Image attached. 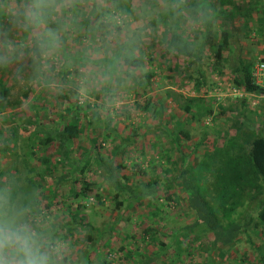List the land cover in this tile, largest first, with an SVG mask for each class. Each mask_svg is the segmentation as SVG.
Returning a JSON list of instances; mask_svg holds the SVG:
<instances>
[{
	"label": "rangeland",
	"instance_id": "obj_1",
	"mask_svg": "<svg viewBox=\"0 0 264 264\" xmlns=\"http://www.w3.org/2000/svg\"><path fill=\"white\" fill-rule=\"evenodd\" d=\"M205 1L210 22L193 34L194 53L209 36L214 39L200 61L183 56L181 60V55L168 51L165 21L159 24V38L149 33L135 53L140 58L138 69L123 61L121 74L110 83L85 90L82 74L98 69V64L86 63L87 58L108 62L101 54L103 32L95 14L100 0H69L78 11L69 7L71 14L63 19V43L51 53L43 78H37L27 46L0 67V186L22 191L34 201L50 230H58L55 236L66 245L70 264H81L92 234L96 241L101 237L95 251H89L88 264L103 260L145 264L152 257V264H257L254 246L264 245L262 229L241 234L229 246L214 245L213 234L195 226L197 217L179 181L184 156L190 165L200 166L205 153L236 136L239 122L246 120L238 121L240 113L244 111L253 122L264 120L263 98L237 90L232 74L235 60L253 65L264 60V0L262 7L256 6L258 0ZM19 3L0 0V56L8 55L5 38L20 43L25 36L2 15ZM105 3L110 6L111 0ZM87 17L88 26L82 24ZM152 27H157L155 21ZM224 32L230 35L229 54L218 67L215 50ZM200 71L206 85L197 92L194 79ZM194 97L204 100L198 120L181 107ZM159 103L164 106L160 117L148 109ZM77 107L83 117L68 161L71 165L62 159L56 143L45 147L40 141L75 122ZM32 121L37 125L30 128ZM178 124L190 134L189 140L178 136ZM40 158H48L51 165L47 168ZM100 159L119 167L127 186L124 193L117 196L105 180L107 167L100 165ZM206 178V196L215 205L217 186ZM85 182L95 187L86 196H76ZM152 185L155 193L141 198Z\"/></svg>",
	"mask_w": 264,
	"mask_h": 264
},
{
	"label": "clouds",
	"instance_id": "obj_2",
	"mask_svg": "<svg viewBox=\"0 0 264 264\" xmlns=\"http://www.w3.org/2000/svg\"><path fill=\"white\" fill-rule=\"evenodd\" d=\"M69 7L78 11V5H70L69 0H20L2 14L25 36L20 43L11 36L5 38L3 46L8 55L0 56V67L27 46L37 78H43L51 53L63 43V19L71 14ZM95 14L100 18L98 30L103 32L101 54L108 57V62L87 58L86 63L98 64V69L82 74L81 86L85 90L110 83L121 74L124 59L134 58L149 33L159 38L160 23L167 22L164 43L175 50L191 49L193 34L210 22L209 10L197 0H111L110 6L100 0ZM153 21L156 28L152 27ZM0 264H70L66 245L50 230L34 201L6 186H0Z\"/></svg>",
	"mask_w": 264,
	"mask_h": 264
},
{
	"label": "trees",
	"instance_id": "obj_3",
	"mask_svg": "<svg viewBox=\"0 0 264 264\" xmlns=\"http://www.w3.org/2000/svg\"><path fill=\"white\" fill-rule=\"evenodd\" d=\"M205 2L207 1L203 0V3ZM256 6L262 7L263 4L258 0ZM225 14L227 15V13ZM82 24L86 26L90 24L88 17ZM229 37V33L224 32L217 43L214 59H216L218 67L225 61L224 54L229 50ZM213 39L211 36L206 39L209 42L208 45L212 44ZM206 43V41H203L196 53H194L193 46L191 49L178 48L173 50V52L175 55H181L189 61H193L196 58L197 61H200L203 59ZM167 49L171 51L168 45ZM260 62H264V60ZM124 64L130 68L138 69L140 67V58H125ZM255 65L242 59L240 61L235 60V65L232 69L233 84L237 90L245 94L261 96L264 110V87L255 83L253 77ZM186 70L188 71L189 68L187 67ZM203 74L200 71L198 78L194 79L197 85V92H200L202 87L206 85V79ZM150 78L151 75H148L147 79L150 80ZM241 102L245 107L246 100ZM202 103H204V100L201 98H187L181 107L186 115L192 117V120H198L203 115ZM77 109L78 113L75 117V122L65 124L61 130H56L53 135L48 134L44 141H40L45 147L56 143L60 150L59 153L63 157L62 159L67 160V163L71 165L73 164L68 161H70L73 143L80 133V122L83 117L81 109L79 107ZM148 109L153 111L158 117L163 116L164 106L162 103ZM205 109L207 110L206 106ZM207 111L212 115V110ZM225 113L226 111L222 110L220 114L225 115ZM85 115L88 116L87 114ZM247 116L244 111L239 114L238 121L240 119L246 120L239 122L236 136L231 137L229 140H224L225 143L217 147L213 152L205 153L204 157L206 158H202L203 161L200 166L194 167L190 165L188 156H184L185 164L179 178L180 185L186 191L190 201V208L197 217L195 226L205 227L207 233L213 234L215 237L214 245L229 246L241 234L249 231L256 233L262 229V235H264V120L259 123L253 122ZM35 125H37L35 121L28 124L30 128ZM177 127H179L178 136L181 135L189 140L190 134L182 130V124H178ZM109 128L110 126H108ZM38 134L37 132V136H39ZM172 135L176 137L177 134L173 133ZM32 156H37V153L32 152ZM40 161L47 168L51 165L48 158H40ZM99 163L101 166L105 165L107 167V178L105 180L116 190L117 196L124 193L127 186L123 182V178L118 174L119 167L114 166L113 163L107 164L102 159H100ZM87 167L85 165L80 171L84 173ZM207 176L215 181L217 186L218 198L213 201L215 205L206 196L207 188L204 185V181H206ZM94 187L95 184L85 182L81 190L76 192L75 195L86 196ZM155 189V185H152L147 192L143 190L141 198L153 195L156 191ZM67 226L69 227L70 223ZM53 233L57 235L58 230ZM92 235L89 237V241H91L89 250H86L79 259L81 264H88L89 251H95L97 243H100L99 239L101 236L97 237L96 241ZM254 247L257 250V264H264V245L260 247L255 245ZM153 261L154 257L146 262L144 261V263L152 264ZM100 264H109V262L108 260H103Z\"/></svg>",
	"mask_w": 264,
	"mask_h": 264
},
{
	"label": "built area",
	"instance_id": "obj_4",
	"mask_svg": "<svg viewBox=\"0 0 264 264\" xmlns=\"http://www.w3.org/2000/svg\"><path fill=\"white\" fill-rule=\"evenodd\" d=\"M253 77L258 86L264 87V62H259L253 69Z\"/></svg>",
	"mask_w": 264,
	"mask_h": 264
},
{
	"label": "crops",
	"instance_id": "obj_5",
	"mask_svg": "<svg viewBox=\"0 0 264 264\" xmlns=\"http://www.w3.org/2000/svg\"><path fill=\"white\" fill-rule=\"evenodd\" d=\"M208 43H209V42L207 41L206 45H207ZM227 54H229V52H226V53L224 54V58H225V57H228ZM226 55H227V56H226ZM240 60H241V59H240ZM240 60H239V61H240Z\"/></svg>",
	"mask_w": 264,
	"mask_h": 264
}]
</instances>
